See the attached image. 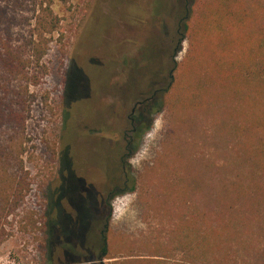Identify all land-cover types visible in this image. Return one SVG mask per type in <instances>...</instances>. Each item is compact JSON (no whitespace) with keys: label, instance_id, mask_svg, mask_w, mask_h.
Instances as JSON below:
<instances>
[{"label":"rangeland","instance_id":"rangeland-1","mask_svg":"<svg viewBox=\"0 0 264 264\" xmlns=\"http://www.w3.org/2000/svg\"><path fill=\"white\" fill-rule=\"evenodd\" d=\"M197 1L50 0L60 25L42 60L46 73L37 86L27 88L24 123L0 122V264H57L49 259L44 241L52 193L68 177L62 173L65 165L88 189L69 195V210L90 212L94 199L100 202L99 192L122 187V164L113 161V151L99 138L85 137L87 130L115 139L125 128L134 94L158 80L149 71L162 67L167 72L178 38L175 9L178 17L186 5L197 12L206 5ZM187 51L183 41L175 60L184 62ZM156 112L126 160L132 183L108 201L102 264H264L259 247L264 228L258 229L264 204L255 220L248 214L225 218L231 221L225 230L218 226L220 217H207L218 202L223 175L241 169L242 148L232 132L218 128L224 105L191 113L179 126L169 110ZM204 160L220 174L215 176L214 169L203 179ZM189 172L203 180L194 198L197 210L178 183L188 180ZM16 180H21L19 199L12 194ZM133 184L135 189L128 191ZM59 193L68 195L64 186ZM78 219L85 224L84 216ZM76 220L63 216L60 223L67 227ZM92 238L96 242L94 234ZM206 241H215L217 249Z\"/></svg>","mask_w":264,"mask_h":264},{"label":"trees","instance_id":"trees-1","mask_svg":"<svg viewBox=\"0 0 264 264\" xmlns=\"http://www.w3.org/2000/svg\"><path fill=\"white\" fill-rule=\"evenodd\" d=\"M58 1L67 4L71 0ZM198 1L206 5L197 12L186 5L178 17L179 8L175 9L174 36L178 38L167 72L161 67L148 74L160 81L163 76L167 78L169 87L163 88V102L159 101L156 113L169 110L178 126L188 121L191 113H206L224 105L225 115L217 120L218 128L225 134L232 132L242 148L238 156L241 169L230 177L223 175L218 183L221 196L208 209L207 217H220L218 226L225 230L231 222L225 218L248 214L255 220L264 204V0ZM155 21L154 25L160 23ZM59 25L50 0H0V122L6 118L17 126L24 123L27 88L37 86L46 73L42 60ZM159 28H163L161 23ZM183 41L188 43V51L180 64L175 59ZM202 166L203 179L205 174L207 178L212 176L214 169L218 171L215 176L220 174L207 160ZM20 183L15 182V199L20 197ZM178 183L182 196L189 198L191 207L197 210L194 198L199 196L203 180L189 172L188 180ZM134 189L135 184L128 191ZM105 210L106 226L110 214L108 208ZM202 217L205 221V212ZM263 228L264 222L258 229ZM206 242L209 248L217 249L215 241ZM259 247L264 252V244ZM101 251L106 256L103 244Z\"/></svg>","mask_w":264,"mask_h":264},{"label":"flooded vegetation","instance_id":"flooded-vegetation-1","mask_svg":"<svg viewBox=\"0 0 264 264\" xmlns=\"http://www.w3.org/2000/svg\"><path fill=\"white\" fill-rule=\"evenodd\" d=\"M166 87H169V85L167 84V78L163 76L161 81L155 80L151 82V86L147 90L134 94L132 107L125 117V128L118 131V133L116 132L118 135L115 139L111 137V134L109 136V133L97 136L96 134L100 133V130L95 128L87 130L88 134L85 137H97L102 143L106 144L110 151H113V161L116 160L122 164L123 171L125 172L124 178H122L124 182L122 183V187L117 184L112 189H108L105 194L99 192L96 196L100 197V202L98 203V200L94 199L95 209H90L92 213L90 211L81 214L78 211L75 212L76 210L67 209L69 206L68 202L71 199L69 195L78 191L86 194L88 189L82 186L79 179L72 177L73 173L69 171V164L63 167L62 173L65 171L68 177L62 178L60 189L57 191L54 189L52 193L44 241L48 257L52 262L57 264H100L99 257L104 255V252L101 251L102 244L105 245L106 243L104 238L106 229L104 215L107 211L105 208H107L108 201L114 195L122 192L123 187H127L126 160L131 155L138 137L150 124L152 116L158 109L160 95L165 91L163 88ZM73 180L75 186L71 185V181ZM63 186L68 192L67 196L59 193ZM79 215L85 217V224L81 225L78 223ZM63 216L74 219L77 217V220L67 227H62L60 221ZM93 234L98 243L94 242L92 238ZM97 248L98 253H96Z\"/></svg>","mask_w":264,"mask_h":264},{"label":"water","instance_id":"water-1","mask_svg":"<svg viewBox=\"0 0 264 264\" xmlns=\"http://www.w3.org/2000/svg\"><path fill=\"white\" fill-rule=\"evenodd\" d=\"M104 256H105V255H102V256L99 257V262H100V264H102L103 259L105 258Z\"/></svg>","mask_w":264,"mask_h":264}]
</instances>
